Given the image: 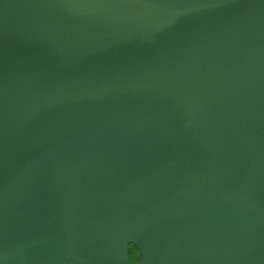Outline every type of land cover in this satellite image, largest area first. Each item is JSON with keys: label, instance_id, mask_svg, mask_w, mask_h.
I'll return each mask as SVG.
<instances>
[{"label": "water", "instance_id": "95a60500", "mask_svg": "<svg viewBox=\"0 0 264 264\" xmlns=\"http://www.w3.org/2000/svg\"><path fill=\"white\" fill-rule=\"evenodd\" d=\"M0 264H264V0H0Z\"/></svg>", "mask_w": 264, "mask_h": 264}, {"label": "rangeland", "instance_id": "374dc122", "mask_svg": "<svg viewBox=\"0 0 264 264\" xmlns=\"http://www.w3.org/2000/svg\"><path fill=\"white\" fill-rule=\"evenodd\" d=\"M130 257L133 261L137 262L140 258V250L136 244L130 245Z\"/></svg>", "mask_w": 264, "mask_h": 264}]
</instances>
